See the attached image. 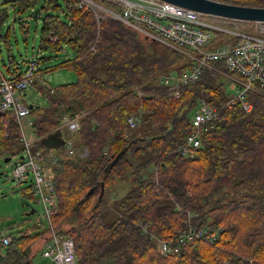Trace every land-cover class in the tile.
I'll return each mask as SVG.
<instances>
[{"label": "trees", "instance_id": "1", "mask_svg": "<svg viewBox=\"0 0 264 264\" xmlns=\"http://www.w3.org/2000/svg\"><path fill=\"white\" fill-rule=\"evenodd\" d=\"M38 1L5 3L24 11ZM221 1L264 6V0ZM100 2L118 8L111 1ZM43 4L36 17L41 10L54 12L43 18L39 51L51 56L36 53V59L40 64L59 61L39 71L66 69L74 71L77 80L34 84L45 104L33 102L31 108L38 137L32 150L47 156L43 165L51 172L59 200L54 224L73 239L76 264H264V91L250 92L251 113L240 104L223 110L216 127L203 133L195 156L184 157L175 149L193 129V110L202 99L212 106L224 104L233 80L207 72L200 81L182 86L176 97L160 84L159 76L192 69L194 62L184 52L119 19L106 17L99 24L91 9L68 0ZM7 17L6 9L0 11V57L6 69L0 67V80L7 74L21 76L32 62L14 53V26L2 33ZM19 28L28 33L30 22L19 20ZM49 35L57 40H49ZM227 40L215 31L212 46ZM1 41L6 43V58ZM81 110L87 113L76 132L60 128L65 118ZM140 112L142 124L124 138L128 118ZM57 130L62 138H73L76 148H87L88 154L68 157L60 147L59 160L52 163L48 154L53 148L43 138ZM21 138L14 113L0 111V156L21 160ZM128 175L132 188L107 202V189ZM23 194L35 199L32 185ZM140 220L162 239L190 225L223 231L213 244L194 240L166 255L137 224ZM45 239V231L32 234L26 229L13 234L5 247L0 237V264L33 263Z\"/></svg>", "mask_w": 264, "mask_h": 264}, {"label": "built area", "instance_id": "2", "mask_svg": "<svg viewBox=\"0 0 264 264\" xmlns=\"http://www.w3.org/2000/svg\"><path fill=\"white\" fill-rule=\"evenodd\" d=\"M68 1L74 6L91 9L99 24L106 17L119 19L176 50L190 51L189 57L194 62L192 69L159 76L160 84L175 92L176 97H180L182 86L200 81L207 72L212 75L221 74L233 80L232 89L224 104L212 106L202 99L193 110V129L187 135L185 143L175 149L184 157L195 156L196 150L202 145L203 133L216 127L223 110L240 104L245 112L251 113L254 102L250 98V92L256 88L264 91V21L205 14L166 0H107L116 4V9L106 7L100 0ZM215 31L226 36L228 40L212 46ZM48 39L57 40L52 35H49ZM44 80V74L39 71L38 59L32 60L19 77H1L0 111L14 113L21 127V140L25 145L23 158L12 165L11 178L19 183L30 181L35 201L41 206L42 210L37 213L35 223L40 230L46 232L42 256L51 259L53 264H76L78 256L73 239L54 224V217L59 212V200L51 172L43 165L47 156L41 151L32 150L33 141L29 140L22 125V121L29 118L31 113L24 93L35 83ZM86 113L81 110L75 117L65 118L60 128L76 132L80 128L81 118ZM142 122V112L130 116L128 131L123 137L127 138ZM29 124H32V121ZM63 148L64 154L70 157H85L88 154L87 148H76L73 138H65ZM48 158L52 163H56L59 155L51 151ZM137 224L156 241L159 249L166 255L179 252L194 240L213 244L223 231L221 227L190 225L175 237L162 239L150 231V224L146 225L141 220ZM0 237L5 247L12 242V235L5 229L0 230Z\"/></svg>", "mask_w": 264, "mask_h": 264}, {"label": "rangeland", "instance_id": "3", "mask_svg": "<svg viewBox=\"0 0 264 264\" xmlns=\"http://www.w3.org/2000/svg\"><path fill=\"white\" fill-rule=\"evenodd\" d=\"M59 2L64 4V0H59ZM43 3L44 0H39L33 8L18 11V8L5 3V0H0V11L6 9L8 13V17L2 28V33L6 34L9 27H15V29H11L10 32V40L13 46V51L16 55H20V53H22L25 59L35 60L38 58V54L39 57L51 56L49 53H42L39 51L43 18L46 14L54 12L52 10L48 12L41 10V14L36 17L35 13L40 10V8L44 5ZM23 18L30 22V30L28 33H24L19 28V20H22ZM1 43L2 48L4 49V56L6 58L8 54L6 43L3 41H1ZM189 52L190 51L188 50L184 51L187 56H189ZM58 61V58H53L47 62L41 64L39 63V67H50ZM0 67L4 72H6L1 57ZM217 76L227 81V79L224 78L226 76H222L221 74H218ZM44 78L48 84L58 85L76 81L77 74L74 71L60 69L46 73ZM25 93H27L26 101L28 103H35L36 100L34 99L39 100L40 98L36 87H29ZM42 103L45 104V100H42ZM24 130L27 136L30 137L31 134H33L34 129L32 124H28L27 126H24ZM5 158V156H0V230L5 229L8 232L17 234L20 230L30 229L32 230V234H35L40 231L39 229H36L35 221L37 213L42 210L41 206L35 201V199L23 194V189H26L30 185V181L19 183L11 178V168L17 158H13L11 162H6ZM128 176L129 177L127 178L124 177L119 179L113 187L107 189L106 197H109L107 202H114L115 200L123 197L132 188L133 183L131 176ZM31 179L32 176H30L29 180ZM32 209H35L36 212L30 215L29 212ZM41 251L33 258V264H53L51 259L42 256Z\"/></svg>", "mask_w": 264, "mask_h": 264}, {"label": "water", "instance_id": "4", "mask_svg": "<svg viewBox=\"0 0 264 264\" xmlns=\"http://www.w3.org/2000/svg\"><path fill=\"white\" fill-rule=\"evenodd\" d=\"M180 6L194 9L205 14L238 18L247 21H264V6L243 5L221 0H166ZM33 108V104H29ZM51 148H58L65 144V139L61 137L59 130L43 138ZM12 157H6L5 161H11ZM119 158L115 159V162ZM35 213L32 209L29 214Z\"/></svg>", "mask_w": 264, "mask_h": 264}, {"label": "crops", "instance_id": "5", "mask_svg": "<svg viewBox=\"0 0 264 264\" xmlns=\"http://www.w3.org/2000/svg\"><path fill=\"white\" fill-rule=\"evenodd\" d=\"M2 62H3V60H2ZM57 70H60V69H57ZM65 70H66V69H65ZM51 71H56V70H51ZM49 72H50V71H49ZM49 72H46V73H49ZM46 73H45V72L43 73L44 76H45ZM7 75L10 76V74H7ZM49 84H50V83H49ZM49 84L46 82V79H45L43 82L38 83V87L41 86V85H46V86H48ZM64 84H65V83H64ZM33 87H36V88H37V86H34V85H33ZM37 90H38V93H39L40 98H39V100H38V99H34V100H36V102H38V103L43 104V103H42V100H44V98H43V96H42V94H41V92H40V89L37 88ZM26 95H27V93L24 94L25 100H26ZM26 102H27V101H26ZM27 103H28V102H27ZM28 104H33V103H28ZM30 121H32V118H31V117H29V118H25L24 121H22V125H23V126H27V125L29 124ZM27 137H28V136H27ZM28 138H29V140L35 142V140H36L38 137L36 136V134H35V132H34V130H33V134H31V136L28 137ZM60 147H64V145H62V146H60ZM60 147H58V148H53V149H52L53 152H54V153H57V150H58ZM63 149H64V148H63ZM15 163H16V162H15ZM35 212H36V210H35ZM25 230H26V229H25ZM39 230H40V229H39ZM20 231H23V230H20ZM9 233H10L11 235L14 234V233H11V232H9Z\"/></svg>", "mask_w": 264, "mask_h": 264}, {"label": "bare ground", "instance_id": "6", "mask_svg": "<svg viewBox=\"0 0 264 264\" xmlns=\"http://www.w3.org/2000/svg\"><path fill=\"white\" fill-rule=\"evenodd\" d=\"M109 2V1H108ZM114 4V3H113ZM115 5V4H114ZM116 7H117V5H116ZM114 9V8H113ZM51 148V147H50ZM59 156L61 155V154H58ZM68 157H70V156H68ZM144 223V222H143ZM181 250V249H180Z\"/></svg>", "mask_w": 264, "mask_h": 264}]
</instances>
